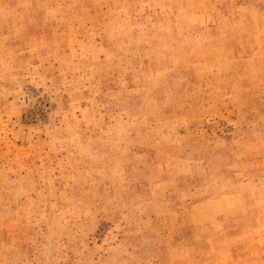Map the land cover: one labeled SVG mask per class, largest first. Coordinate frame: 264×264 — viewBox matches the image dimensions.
I'll use <instances>...</instances> for the list:
<instances>
[{"label":"rangeland","instance_id":"rangeland-1","mask_svg":"<svg viewBox=\"0 0 264 264\" xmlns=\"http://www.w3.org/2000/svg\"><path fill=\"white\" fill-rule=\"evenodd\" d=\"M0 264H264V0H0Z\"/></svg>","mask_w":264,"mask_h":264},{"label":"bare ground","instance_id":"bare-ground-1","mask_svg":"<svg viewBox=\"0 0 264 264\" xmlns=\"http://www.w3.org/2000/svg\"><path fill=\"white\" fill-rule=\"evenodd\" d=\"M109 22V21H108Z\"/></svg>","mask_w":264,"mask_h":264}]
</instances>
